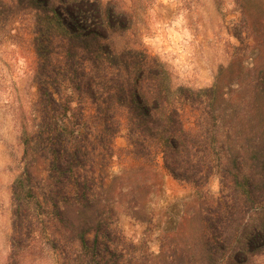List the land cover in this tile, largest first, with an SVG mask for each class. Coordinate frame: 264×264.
Returning <instances> with one entry per match:
<instances>
[{
    "label": "trees",
    "instance_id": "trees-1",
    "mask_svg": "<svg viewBox=\"0 0 264 264\" xmlns=\"http://www.w3.org/2000/svg\"><path fill=\"white\" fill-rule=\"evenodd\" d=\"M235 1L229 65L177 98L157 56L119 45L125 11L101 0L0 1V32L27 18L36 58V123L20 137L9 261L40 228L58 264H122L132 244L119 217L161 191L160 164L194 187L218 176L203 217L211 260L254 247L264 234V0ZM118 136L137 167L114 174Z\"/></svg>",
    "mask_w": 264,
    "mask_h": 264
},
{
    "label": "rangeland",
    "instance_id": "rangeland-1",
    "mask_svg": "<svg viewBox=\"0 0 264 264\" xmlns=\"http://www.w3.org/2000/svg\"><path fill=\"white\" fill-rule=\"evenodd\" d=\"M101 1L126 12L129 28L119 45L145 48L157 56L168 73L173 98L181 89L196 91L211 86L239 44L235 30L241 12L235 0ZM29 23L27 18H18L0 32V264H58L40 228L15 260L9 261L11 186L22 167L20 137L36 123V58ZM186 113V117L190 115L189 110ZM114 146L112 173L137 167L127 155L123 136L114 140ZM157 172L161 191L154 192L140 210L130 208L119 217L122 234L132 244L123 249L122 264H264V234L247 252L228 253L217 262L208 257L202 243L203 217L219 197L218 176L194 187L173 179L161 164Z\"/></svg>",
    "mask_w": 264,
    "mask_h": 264
}]
</instances>
